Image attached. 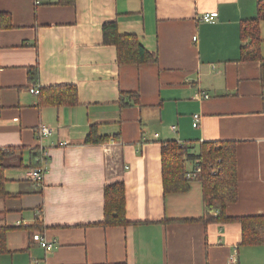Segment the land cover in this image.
I'll return each instance as SVG.
<instances>
[{"label":"crops","instance_id":"crops-1","mask_svg":"<svg viewBox=\"0 0 264 264\" xmlns=\"http://www.w3.org/2000/svg\"><path fill=\"white\" fill-rule=\"evenodd\" d=\"M40 1L0 0L12 18L0 29V147L21 149L0 198V227L10 228L0 264H264V245L240 246L236 222H166L198 219L204 204L199 181L163 195L160 156L167 140L193 153L205 141H234L238 199L226 211L264 214V84L260 62L239 54L240 24L256 16L258 0ZM209 11L218 16L205 23ZM112 20L157 62L120 65L116 46L102 43L101 26ZM52 85L75 86L78 104L46 105L31 91ZM40 125L53 130L42 140ZM91 125L109 140L85 143ZM36 147L40 189L26 175ZM116 181L125 185L126 219L136 223L95 225L104 219V188Z\"/></svg>","mask_w":264,"mask_h":264},{"label":"trees","instance_id":"trees-1","mask_svg":"<svg viewBox=\"0 0 264 264\" xmlns=\"http://www.w3.org/2000/svg\"><path fill=\"white\" fill-rule=\"evenodd\" d=\"M59 3L73 4V0H58ZM256 16L244 20L240 26V60L259 61L261 68V82L264 84V59L260 54L263 39L261 38V25L264 21V0L256 4ZM12 27V18L7 12H0V29ZM102 43L116 46L118 63L141 64L157 62L158 57L154 52H149L134 34H120L115 20L102 24ZM27 74L31 82L39 78L37 67H28ZM131 98L132 94H128ZM38 97L40 102L56 107L72 106L78 104L77 88L72 85H52L41 87ZM137 95L133 100L137 103ZM124 106L128 102L122 100ZM132 99V98H131ZM85 136V143L96 144L109 140L108 135H102L94 125H91ZM118 136V135H117ZM21 149L18 147H0V198H5L8 193L5 189L7 182L5 171L12 165L7 160ZM161 182L163 195L169 193H183L190 187L191 181H199L202 185L203 215L198 219L169 220L166 222H201L226 223L236 222L241 226L239 245H264V214L255 216H231L226 211V206L237 201V154L234 141H208L199 145L198 151L193 153L191 146L176 140H167L161 147ZM41 151L36 147L29 151V167L40 166ZM187 163L192 167L199 166L200 172L195 179L186 177ZM18 166H21L19 164ZM125 185L123 182H111L104 188V219L95 224L104 227L127 226L135 224L126 219L125 214ZM41 227V222H38ZM35 227V226H34ZM16 228H19L16 226ZM9 227H0V252L6 250L4 246L5 234Z\"/></svg>","mask_w":264,"mask_h":264},{"label":"built area","instance_id":"built-area-1","mask_svg":"<svg viewBox=\"0 0 264 264\" xmlns=\"http://www.w3.org/2000/svg\"><path fill=\"white\" fill-rule=\"evenodd\" d=\"M35 5L36 4H41L40 0H34ZM218 16V12L216 11H209L206 14H204L202 16V21L207 23V22H211L213 21V19H215ZM196 39V36H193V40ZM31 91L33 93L38 94L39 92V88H33L31 89ZM206 97V96H205ZM199 118V114H195L194 116V123H193V127H195L197 125V121ZM173 129H175V127H173ZM37 138L38 140H42V138L51 135L53 130H51L48 126L46 125H40L38 130H37ZM187 173H186V177L189 179H195L197 174L200 172L201 169H199V166L196 167H191L190 169H187ZM45 172V166L44 164H40L39 167H32L30 168L27 172V178L30 179L33 182V185L35 186V188L40 189V187L42 186V180H43V175ZM34 239L37 240L39 242V244L41 246H43L47 251L51 250L54 248V244L52 242L47 241L42 234L40 233H35L34 234ZM231 262L235 263L236 262V257L233 256L231 257Z\"/></svg>","mask_w":264,"mask_h":264},{"label":"rangeland","instance_id":"rangeland-1","mask_svg":"<svg viewBox=\"0 0 264 264\" xmlns=\"http://www.w3.org/2000/svg\"><path fill=\"white\" fill-rule=\"evenodd\" d=\"M11 161H12V160L8 159V160H7V163H9V162H11Z\"/></svg>","mask_w":264,"mask_h":264}]
</instances>
